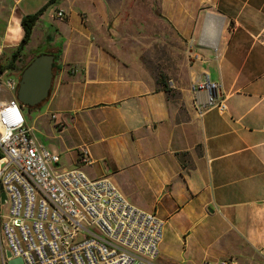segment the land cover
I'll use <instances>...</instances> for the list:
<instances>
[{"label":"crops","instance_id":"0c3cea01","mask_svg":"<svg viewBox=\"0 0 264 264\" xmlns=\"http://www.w3.org/2000/svg\"><path fill=\"white\" fill-rule=\"evenodd\" d=\"M48 1L0 0V76L57 55L34 108L57 166L106 177L163 219L159 264H264V0H82L75 12L55 0L17 51L22 18ZM207 80L214 103L192 88Z\"/></svg>","mask_w":264,"mask_h":264},{"label":"built area","instance_id":"2783aa9c","mask_svg":"<svg viewBox=\"0 0 264 264\" xmlns=\"http://www.w3.org/2000/svg\"><path fill=\"white\" fill-rule=\"evenodd\" d=\"M18 79L0 76V89L10 95L0 100V186L8 203L0 215L1 244L24 264H159L164 220L131 203L110 179L91 178L80 166L58 167L59 155L26 123ZM192 88L209 90L214 103L215 83ZM78 161L92 163L87 149Z\"/></svg>","mask_w":264,"mask_h":264},{"label":"water","instance_id":"95a60500","mask_svg":"<svg viewBox=\"0 0 264 264\" xmlns=\"http://www.w3.org/2000/svg\"><path fill=\"white\" fill-rule=\"evenodd\" d=\"M56 59L55 54L40 53L24 67L18 79L17 89V99L21 107L35 106L47 98L53 78V62ZM213 95H216L215 90ZM6 202V193L0 186V204ZM4 256L7 264H24L20 256L12 257L8 249H4Z\"/></svg>","mask_w":264,"mask_h":264},{"label":"rangeland","instance_id":"374dc122","mask_svg":"<svg viewBox=\"0 0 264 264\" xmlns=\"http://www.w3.org/2000/svg\"><path fill=\"white\" fill-rule=\"evenodd\" d=\"M70 2L73 3V4L71 5ZM64 4H65L66 7H71L72 12H75L76 10L85 9V8L87 9V7H88V3L86 1H82V0H65ZM162 50L165 53V47L164 46L162 47ZM165 56H166V54H164L162 57H164V59H166ZM159 65L161 67V63H159ZM19 76L16 77V78L18 79ZM9 97H10V95L5 90V88L0 89V100H5V99H7ZM23 113L25 114L26 118L30 119L31 122L34 121V128H33L32 131H33L36 139L39 142L41 141L43 143V145H45V142L48 140L46 138H48V136L51 135V133H52V131L50 129V126H48L46 124V122L38 121V122H40V124H39V123H37L35 121L37 110H34V109H30L29 110L27 108H24L23 109ZM63 157H65V156H63ZM66 157H68V156L66 155ZM66 157L64 159H66ZM7 206H8L7 202L4 203V204H0V215L5 213V211L7 209ZM3 246L4 245H2L1 242H0V264H2V259H3V256H4V250L3 249H5V246L4 247Z\"/></svg>","mask_w":264,"mask_h":264},{"label":"trees","instance_id":"16d2710c","mask_svg":"<svg viewBox=\"0 0 264 264\" xmlns=\"http://www.w3.org/2000/svg\"><path fill=\"white\" fill-rule=\"evenodd\" d=\"M55 0H49L45 5H43L39 10H37L35 13L33 14H28V15H25L23 18H22V21H21V24H22V27H23V30H24V35L18 45V48H17V51H20L24 44L29 40V37H30V33H31V28H32V25L34 24L35 20L39 17L40 14H42V12L45 10V8L52 2H54ZM15 52L12 56H11V61H9V63L4 67V69H7V68H10L16 57H17V53L18 52ZM40 54V53H38ZM38 54H35L32 59L38 55ZM53 54V53H52ZM54 63V62H53ZM3 71V68L0 67V72ZM156 80H157V83L159 84L160 88H162V90L165 91V93L169 96H174L175 95V91H173L167 84L166 82V79L163 78L162 75H159L158 77H156ZM46 100V98L39 104L35 105V106H31V107H23L24 108H27V109H34L36 107H39L44 101Z\"/></svg>","mask_w":264,"mask_h":264}]
</instances>
